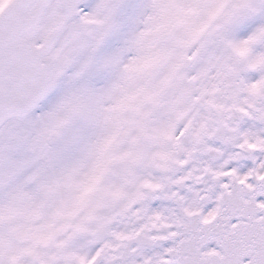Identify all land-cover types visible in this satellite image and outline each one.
I'll list each match as a JSON object with an SVG mask.
<instances>
[{
    "label": "snow or ice",
    "instance_id": "obj_1",
    "mask_svg": "<svg viewBox=\"0 0 264 264\" xmlns=\"http://www.w3.org/2000/svg\"><path fill=\"white\" fill-rule=\"evenodd\" d=\"M0 264H264V0H0Z\"/></svg>",
    "mask_w": 264,
    "mask_h": 264
}]
</instances>
